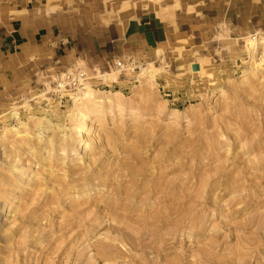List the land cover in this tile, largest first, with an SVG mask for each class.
Masks as SVG:
<instances>
[{
  "label": "rangeland",
  "instance_id": "rangeland-1",
  "mask_svg": "<svg viewBox=\"0 0 264 264\" xmlns=\"http://www.w3.org/2000/svg\"><path fill=\"white\" fill-rule=\"evenodd\" d=\"M54 1L158 42L0 88V264H264V0Z\"/></svg>",
  "mask_w": 264,
  "mask_h": 264
},
{
  "label": "crops",
  "instance_id": "crops-1",
  "mask_svg": "<svg viewBox=\"0 0 264 264\" xmlns=\"http://www.w3.org/2000/svg\"><path fill=\"white\" fill-rule=\"evenodd\" d=\"M57 2L21 0L0 14V88L36 74L41 80L46 75L59 77L96 59L111 62L131 49L158 42L156 21L139 16L137 10L136 17L114 23V36L102 39L87 34L91 30L85 21Z\"/></svg>",
  "mask_w": 264,
  "mask_h": 264
},
{
  "label": "built area",
  "instance_id": "built-area-1",
  "mask_svg": "<svg viewBox=\"0 0 264 264\" xmlns=\"http://www.w3.org/2000/svg\"><path fill=\"white\" fill-rule=\"evenodd\" d=\"M88 80L87 74L81 69H70L63 72L57 77L55 86L59 92L67 86H71L74 90L79 89Z\"/></svg>",
  "mask_w": 264,
  "mask_h": 264
},
{
  "label": "bare ground",
  "instance_id": "bare-ground-1",
  "mask_svg": "<svg viewBox=\"0 0 264 264\" xmlns=\"http://www.w3.org/2000/svg\"><path fill=\"white\" fill-rule=\"evenodd\" d=\"M110 100V99H109ZM108 100V101H109ZM99 102H101V100L99 101ZM105 102V101H104ZM110 102H111V100H110ZM103 103V102H102ZM108 103V102H107ZM15 116L17 115V114H14ZM74 115H75V118L77 119V120H82L83 119V115H82V113H81V111H75L74 112ZM85 122V121H84ZM87 127V125L85 124L84 125V128H86ZM53 141V140H52ZM53 142H51V144H52ZM54 143H55V141H54ZM63 149V148H62ZM64 151V153L63 154H65L66 153V150H68V149H63ZM161 185V184H160ZM158 186V185H157ZM162 186V185H161Z\"/></svg>",
  "mask_w": 264,
  "mask_h": 264
}]
</instances>
